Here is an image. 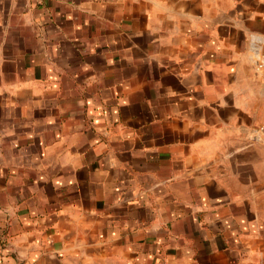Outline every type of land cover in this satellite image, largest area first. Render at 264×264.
<instances>
[{"label":"crops","instance_id":"0c3cea01","mask_svg":"<svg viewBox=\"0 0 264 264\" xmlns=\"http://www.w3.org/2000/svg\"><path fill=\"white\" fill-rule=\"evenodd\" d=\"M264 0H0V264H264Z\"/></svg>","mask_w":264,"mask_h":264},{"label":"built area","instance_id":"2783aa9c","mask_svg":"<svg viewBox=\"0 0 264 264\" xmlns=\"http://www.w3.org/2000/svg\"><path fill=\"white\" fill-rule=\"evenodd\" d=\"M248 51L250 59L255 67L264 70V36L259 33H251L248 36Z\"/></svg>","mask_w":264,"mask_h":264}]
</instances>
